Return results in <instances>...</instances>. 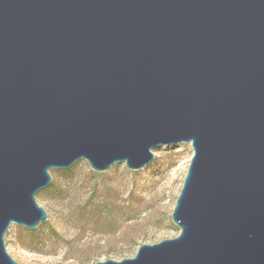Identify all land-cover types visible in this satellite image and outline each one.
Returning <instances> with one entry per match:
<instances>
[{
	"label": "water",
	"instance_id": "95a60500",
	"mask_svg": "<svg viewBox=\"0 0 264 264\" xmlns=\"http://www.w3.org/2000/svg\"><path fill=\"white\" fill-rule=\"evenodd\" d=\"M181 143L179 234L94 264H264V0H0V264L51 170Z\"/></svg>",
	"mask_w": 264,
	"mask_h": 264
},
{
	"label": "rangeland",
	"instance_id": "374dc122",
	"mask_svg": "<svg viewBox=\"0 0 264 264\" xmlns=\"http://www.w3.org/2000/svg\"><path fill=\"white\" fill-rule=\"evenodd\" d=\"M147 166L94 172L80 160L50 171L36 195L47 220L31 230L11 224L4 236L18 264H94L132 258L143 244L175 238L171 213L190 159L189 144L159 146Z\"/></svg>",
	"mask_w": 264,
	"mask_h": 264
}]
</instances>
